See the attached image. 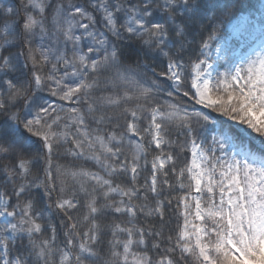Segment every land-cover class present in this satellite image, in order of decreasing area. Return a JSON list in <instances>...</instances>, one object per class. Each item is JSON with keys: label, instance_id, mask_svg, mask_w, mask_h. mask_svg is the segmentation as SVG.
<instances>
[{"label": "snow or ice", "instance_id": "snow-or-ice-1", "mask_svg": "<svg viewBox=\"0 0 264 264\" xmlns=\"http://www.w3.org/2000/svg\"><path fill=\"white\" fill-rule=\"evenodd\" d=\"M0 264H264V0H0Z\"/></svg>", "mask_w": 264, "mask_h": 264}, {"label": "trees", "instance_id": "trees-1", "mask_svg": "<svg viewBox=\"0 0 264 264\" xmlns=\"http://www.w3.org/2000/svg\"><path fill=\"white\" fill-rule=\"evenodd\" d=\"M246 3H248L249 5H258L259 0H246ZM221 119H225V118H221ZM176 221H173V226L175 225Z\"/></svg>", "mask_w": 264, "mask_h": 264}]
</instances>
